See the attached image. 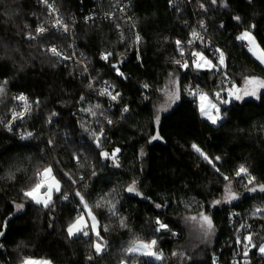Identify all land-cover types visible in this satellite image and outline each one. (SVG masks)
Returning <instances> with one entry per match:
<instances>
[{"label": "trees", "instance_id": "obj_1", "mask_svg": "<svg viewBox=\"0 0 264 264\" xmlns=\"http://www.w3.org/2000/svg\"><path fill=\"white\" fill-rule=\"evenodd\" d=\"M127 1L49 0L72 29L69 35L47 30L49 16L37 0H0V82L7 81L5 95L0 97V120H8L16 95L24 94L32 105L31 112L10 131L0 124V264H20L24 257L51 264H121L122 260L212 264V254L228 235L233 212L248 221L254 244L264 241V213L254 214L264 206V192L247 191L252 185L235 176L244 165L256 185L264 184V92L256 100L220 106L222 119L212 125L200 116L196 99L183 88L189 83L213 96L233 84L240 86L245 77L264 79V67L237 39L250 31L264 50V0H217L215 4L212 0H131L127 15L141 37L137 51L131 25L116 10ZM169 2L177 6L170 7ZM41 25L46 32L37 35ZM193 30L201 31L225 54L223 73L231 79L229 86L215 85L220 72L197 69L191 63L188 68L176 66L181 56L176 41L185 51ZM29 33L36 39H29ZM71 43L74 57L84 63L87 74L74 61L62 62L49 53L55 47L71 57ZM106 53L112 55L103 62L100 56ZM170 76H175L180 98L159 115L156 124L155 102ZM89 78L96 85L113 86L112 94L119 93V98L113 102L99 95L88 87ZM86 104L100 105L94 108L96 116L83 113ZM101 128L103 151L120 150L119 167L99 155L101 148L96 147L92 132L99 133ZM28 132L32 136L22 138ZM157 133L160 139L152 140ZM194 143L219 173L192 149ZM49 165L61 191L52 196L54 206L44 208L26 199L23 192L32 186L37 170ZM220 173L234 182L239 199L212 207L214 200L225 195L227 182ZM133 181L139 196L126 191ZM76 192L84 196L98 221L106 244L101 255L94 252L96 239L91 234L68 236V226L83 209ZM101 197L115 203L117 215H111L107 207H94ZM16 204L24 205L20 212H15ZM201 212L212 218L213 238L186 224L187 217ZM121 217L126 227L120 225ZM157 220L168 230L157 232ZM152 239L164 260L125 254L134 240ZM229 255L230 249L225 248L222 264H229ZM248 259V264H264L258 247L251 248Z\"/></svg>", "mask_w": 264, "mask_h": 264}, {"label": "snow or ice", "instance_id": "obj_2", "mask_svg": "<svg viewBox=\"0 0 264 264\" xmlns=\"http://www.w3.org/2000/svg\"><path fill=\"white\" fill-rule=\"evenodd\" d=\"M43 3L47 5V7L51 12H55L56 9L54 8V5L49 3V0H42ZM212 2L215 4L217 0H212ZM203 8V5H201ZM236 20H239L240 17H235ZM53 27H57L59 29H62L64 32L68 31V26L64 23L62 19L57 18L55 20V23ZM201 27H203V23H201ZM254 27V26H253ZM46 29L43 25L39 26L36 29L37 34L45 32ZM193 40L189 41V44L193 43L195 40H203V37L198 33L197 31L193 30L192 32ZM29 39H36V36H33L31 33L28 35ZM238 40L242 42H246V46L248 47V50L256 56V59L259 60L261 64H264V50H260L259 46L256 44L255 38L252 36L250 31H243L238 37ZM141 40V37L137 35L136 42L139 43ZM177 48L180 51L181 57L184 56V48L182 46L181 41H176ZM52 55L61 57L62 53L59 52L55 47L51 48L49 50ZM259 53V54H258ZM214 54L217 55V62L214 64L212 60H209L206 56L203 55L202 52L193 51L191 53L192 57H194L192 63L197 69L201 68H207L210 71H216V72H223V70L227 67L226 65V58L225 54L220 50L216 49ZM112 55V53H106L102 55V59L107 60L108 57ZM64 59H67L68 57H63ZM176 64L180 65L183 68H188L189 64L187 60L184 61V63L181 64L180 60L175 61ZM112 67L116 70L118 75L123 76V73L120 72L119 67L117 65H112ZM226 75V73H225ZM106 87L101 89L99 91V95L101 96H110L112 100H117L120 96L119 93H116L115 95L112 94L111 89L113 86L108 85L107 82H105ZM6 85L7 81L0 82V97L5 95L6 91ZM89 88L92 87L91 84L88 85ZM145 88L148 87L147 84L144 85ZM261 89H264V79L250 76L244 78V87L242 89H239L236 87L235 84L232 85L230 89L227 90V95L230 98H235L237 100L243 99L244 96H257V94L260 92ZM223 91V89H222ZM190 94L193 96H196L199 100V110L202 116L206 117L211 121V123L216 124L222 117L219 115V107L218 103H228V100H222L221 99V93L216 92L213 94V96H210L208 93L203 92L202 90H196V91H190ZM169 103L168 105L163 109L167 110V107H170L171 104L175 103L180 97H179V88L176 87L175 91H169L167 92ZM13 99H16L18 101L23 102V110L20 112H16L13 110L12 113V120L15 121L17 119L23 120L25 118V115L27 113L31 112L32 105L28 102L27 97L24 95H20L17 97H13ZM83 99V97L81 98ZM215 101V102H214ZM35 103H39L38 101ZM95 109H99L100 105L97 104L94 106ZM93 107L83 109V111H86L90 113L92 116H96V111ZM124 112H127L128 109L125 107L123 109ZM156 124H159V114L156 116ZM6 126L8 127V130L10 131L12 128V124L10 122H5ZM107 123L111 124L112 121L108 120ZM87 130V129H86ZM32 136L31 132L28 133H22V138H29ZM104 136L103 128L99 130V133L92 132L93 140L96 144L97 148H101V151L99 155L106 159V160H112L114 167H119V163L117 160V153L120 151L119 149H115L113 152L109 153L106 151H103L101 146V139ZM152 140H158L160 139L159 134L151 137ZM49 144H52V141H49ZM192 149L205 161H207L216 172H220L219 168L216 167L215 163L212 159L208 157L206 153L202 151V149L196 145L195 143L192 144ZM74 159L77 160V163L80 165V167H84V165L80 162V158L78 156H74ZM220 157H216L215 160H219ZM95 173L93 172V175ZM67 175V174H65ZM220 175L223 177V179L227 182L224 188L225 195L222 199L214 200L212 202V207L215 205L221 204V203H231L233 200L239 199V195L232 191V182L230 178L223 173H220ZM10 178L14 179V174H9ZM236 177H243L246 178L247 184L252 185V187L247 188V191L249 192H264V184L256 185L255 184V177H252L251 174L248 171V168H246L244 165H240L238 170L235 172ZM69 179L71 180V176H69ZM75 180H72V183H75ZM61 191V184L60 181L56 178V176L53 174V167L51 165L44 167L43 169H38L35 174V180L32 184V186L25 190L23 192V195L26 199L33 201L37 205H42L44 208H49L53 205V199L52 195L54 192H60ZM129 193H134L135 195L139 196L141 193L137 189V182L133 181L131 185L128 186L126 189ZM76 196L79 197L80 203L83 206L81 214L76 218V220L71 223L67 228L68 236L74 237L77 235H83L85 237L90 236L91 234H94L96 237L95 242L93 243V247L95 250L96 255H101L103 251L106 248V244L103 240V237L100 235V230L98 228V221L96 219V216L93 215L92 207L89 206L87 201H85V198L83 195H81L80 192H76ZM65 200L68 199V196L65 195L63 197ZM96 208L101 207H107L108 211L111 213V215L115 216L117 215L116 205L113 201L108 200L106 197H101L96 204L94 205ZM156 207H160V205H156ZM17 208H23V205H17ZM264 213V208H257L255 210L254 214H261ZM87 217V219H86ZM186 220L196 222L199 225V228L203 231V234L207 237L214 233V225L213 221L210 215L206 214L205 212L199 213L198 216H191L187 217ZM89 221L91 223H89ZM156 224L158 227L156 228V231L159 232L161 230H168V226L164 223H162L160 220L156 221ZM120 225L122 227H126L125 219L123 217L120 218ZM241 227H244L243 225ZM104 231H108V228L105 227L103 229ZM0 235H3L2 232H0ZM175 235V233H173ZM243 255L244 257L248 256L249 251L251 248L258 247V251L261 255H264V244H261L257 246L252 241V236H244L243 237ZM240 237L237 238V243H241ZM156 239H152L148 242L142 241V240H134L130 246H128L124 251L126 255H142V256H148L152 257L157 261L164 260V254L162 251L156 250ZM173 255H176V253H173ZM93 257L90 255L89 259L91 260ZM21 264H51V261L46 259H35L31 257H24L21 261ZM121 264H125V261H121Z\"/></svg>", "mask_w": 264, "mask_h": 264}, {"label": "built area", "instance_id": "obj_3", "mask_svg": "<svg viewBox=\"0 0 264 264\" xmlns=\"http://www.w3.org/2000/svg\"><path fill=\"white\" fill-rule=\"evenodd\" d=\"M185 1L187 2L188 0H185ZM130 2H131V0H128L125 3H121L116 10H117V14H119L122 18L127 19L129 25H131V30L134 32V48L137 51V47L138 46H137V42H136L137 34H136L135 26L132 25L131 20H130V18L127 15V10H128V8L130 6ZM37 3L41 6V8H43L47 12V14H48V16L50 18L49 25L50 24L52 25L51 28H57V27H53V21L56 20L57 18H59L57 10L55 12H51V14H50L49 8L47 7V5L45 3L42 2V0H37ZM49 3H51V2H49ZM168 4H169L170 7H176L177 6V3H173V2H169ZM56 30L60 31V32H64L62 29H59V28H57ZM66 33L71 35L72 32L68 30ZM198 33H200V35L203 37V40L202 41L201 40H195L191 44H189V42H188L187 48L184 51V56L183 57L180 56V59H179L181 61V64L184 63L185 60H187L188 63H191L193 65L192 61H193L194 57H192V55H191V53L193 51L202 52L203 55L206 56L207 58L211 57V58H215L217 60V55L218 54H214V53H215V50L218 49V48L213 47L211 45L210 41L206 40L204 38L203 33L201 31H198ZM193 39L194 38L191 36L189 41L193 40ZM241 46H242L243 50L248 51V47L246 46V42H243ZM69 48H70L71 53H72L71 57H68L67 59H64L63 57H67V56H65L63 54H62L61 57H57V56H55V57L58 60L62 61V62L74 61L76 64H79L81 66V68L83 69V71L87 74V67L84 65V63L79 61V60H77L74 57L73 44L72 43H71ZM49 53L52 54L50 51H49ZM101 57H102V55L100 56V58ZM136 57H137V62H139L138 54L136 55ZM102 61L106 62V60H104V59H102ZM176 66L179 69H183V67H181L178 64H176ZM88 81H89V84L92 85L91 89L93 91L99 92L101 89L106 87L105 82H103L99 86V85H96L94 83V80H92L91 78H89ZM214 83H215L216 86H229L231 84V79L227 75H225L223 72H220L215 77ZM183 88H184V90L186 92V95H188L189 97L194 98L196 100L198 98L196 96L191 95L190 91L202 90L200 87L192 85V84H189V83L185 84ZM109 90L111 91L112 88L109 89ZM20 95H24V94H19V95H16L14 97H17V96H20ZM105 96H107V95H105ZM107 97L111 99L110 96H107ZM112 101L114 102L115 100H112ZM13 102H14V104L9 110V118H8V121H7V122H10L12 124V126H14L15 124H17L18 122L21 121L20 119H17L15 121L12 120L13 110H15L16 112H20V111L23 110V102L18 101L16 99H13ZM27 114L25 115V117L27 116ZM0 123H1V120H0ZM3 129L6 130V131H9L8 127L6 126V124L3 126ZM242 225L244 227H241ZM228 227H229L228 235L225 237L223 245L218 247L217 250L212 254V264H222L220 255H221V253L223 252V250L225 248L226 249L227 248L230 249L229 264H248V262H249L248 256L244 257V255H243V243H245L243 241V237L249 235V227H250V225H249L248 221L244 217H242L239 213L233 212V213H231L229 215ZM238 237H240V239L242 241L241 243H237V238ZM249 253H250V251H249ZM249 253H248V255H249ZM125 264H135V263H126L125 262Z\"/></svg>", "mask_w": 264, "mask_h": 264}, {"label": "rangeland", "instance_id": "obj_4", "mask_svg": "<svg viewBox=\"0 0 264 264\" xmlns=\"http://www.w3.org/2000/svg\"><path fill=\"white\" fill-rule=\"evenodd\" d=\"M45 13L47 14V12L45 11ZM49 20H50V18H49ZM54 23H55V20L53 21V25H54ZM65 23V22H64ZM51 25V24H50ZM49 25V26H50ZM52 27V25L50 26V28H48L47 30H54V31H57L56 29L57 28H51ZM68 30L69 31H71L72 32V29H69L68 28ZM46 32V31H45ZM45 32H43V33H40V34H37V35H42V34H44ZM64 33H66V32H64ZM73 33V32H72ZM71 33V34H72ZM69 39H71L72 40V37L70 36L69 37ZM257 44V43H256ZM258 45V44H257ZM259 46V45H258ZM259 49L260 50H262L261 49V47L259 46ZM49 50V49H48ZM248 53L250 54V56L259 64V65H261L262 67H264V64H261L260 62H259V60H257L256 59V56H254L249 50H248ZM259 54V53H258ZM176 81H175V76H170L168 79H167V81H166V83H165V85L163 86V88H162V92H161V94H160V96L158 97V99H157V101L155 102V107H154V115H155V117L157 116V114H161L162 112H164V111H166V110H163L167 105H168V103H169V99H168V95H167V92H169V91H175L176 90ZM232 86H230V87H227V88H225L223 91H218V92H220L221 93V99L222 100H228L229 102H231V101H237V102H240V101H243V100H256L257 98H258V96L262 93V92H264V89H261L260 90V92L257 94V96H244L243 97V99H240V100H237V99H235V98H230V97H228V95H227V90L228 89H230ZM237 88H239V89H242L243 87H244V80H243V82H242V84L240 85V86H236ZM215 102V101H214ZM228 102V103H229ZM228 103H218V107H220V106H225V105H227ZM172 105V104H171ZM196 106H197V109H198V112H199V114H200V116L204 119V120H206L207 122H209L210 124H212V125H215V124H213V123H211V121L209 120V119H207L206 117H204V116H202L201 115V113H200V110H199V100L197 99L196 100ZM87 108H90V105L89 104H86L85 106H84V108L83 109H87ZM83 109H82V111H83ZM167 109H169V107H167ZM83 113L85 114V113H88V112H86V111H83ZM8 120H1V125L2 126H4L6 123L5 122H7ZM111 162H112V160H110ZM232 191H234V192H236V185L234 184V182L232 181ZM54 193H57V192H54ZM53 193V194H54ZM53 196V195H52ZM33 202V201H32ZM34 203V202H33ZM34 204H36V203H34ZM17 205H20V204H16V205H14V209H15V212H20L23 208H20V209H18L17 208ZM23 205V204H22ZM37 205V204H36ZM40 206H42V205H40ZM23 207H24V205H23ZM260 208H264V206L263 207H260ZM198 216V215H197ZM86 219H87V217H86ZM89 223H91L90 221H89ZM186 224L189 226V227H193V228H196L195 230H199L200 228H199V225L196 223V222H193V221H189V220H187V222H186ZM157 227H158V225H157ZM192 229V228H191ZM200 232H201V229L199 230ZM91 234V233H90ZM250 235V234H249ZM91 236L94 238V239H96V237H95V235L94 234H91ZM205 236V235H204ZM213 236H214V233L212 234V235H210V236H207V238H213ZM206 237V236H205ZM262 244H264V241H263V243ZM258 254L260 255V256H264V255H261L260 254V252L258 251ZM139 256H142V255H139ZM142 257H144V258H149V259H152V260H155L154 258H152V257H148V256H142ZM21 264V263H20ZM136 264V263H135Z\"/></svg>", "mask_w": 264, "mask_h": 264}, {"label": "crops", "instance_id": "obj_5", "mask_svg": "<svg viewBox=\"0 0 264 264\" xmlns=\"http://www.w3.org/2000/svg\"><path fill=\"white\" fill-rule=\"evenodd\" d=\"M94 252H95V250H94Z\"/></svg>", "mask_w": 264, "mask_h": 264}]
</instances>
